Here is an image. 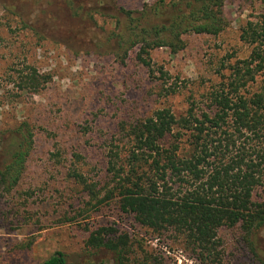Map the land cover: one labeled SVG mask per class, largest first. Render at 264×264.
Returning <instances> with one entry per match:
<instances>
[{
	"label": "rangeland",
	"instance_id": "rangeland-1",
	"mask_svg": "<svg viewBox=\"0 0 264 264\" xmlns=\"http://www.w3.org/2000/svg\"><path fill=\"white\" fill-rule=\"evenodd\" d=\"M156 1L0 0V128L30 121L51 133H37L20 185L10 194L0 191V264H40L58 250L68 255L69 264H114L111 252L85 246L98 224L128 232L134 243L166 257V264H200L182 244L138 224L114 202L85 212L88 197L68 176L77 151L85 157L84 173L102 177L105 141L116 135L121 121L147 117L163 106L184 111L190 94L198 95L219 71H227L223 67L229 55L249 54L240 27L260 10L259 4L226 0L227 28L218 36L187 34L177 53L169 47L154 50V76L131 50L127 63L120 65L116 53L123 54L130 43L116 34L127 38L128 13L137 17ZM27 64L52 78L39 93L19 97L13 74ZM161 67L169 77L158 78ZM160 83L178 92L160 96ZM57 149L62 155L52 156ZM73 217L74 222H66ZM32 236V247L23 246ZM219 236L222 264H264L263 238L261 256H256L239 228H223Z\"/></svg>",
	"mask_w": 264,
	"mask_h": 264
},
{
	"label": "trees",
	"instance_id": "trees-1",
	"mask_svg": "<svg viewBox=\"0 0 264 264\" xmlns=\"http://www.w3.org/2000/svg\"><path fill=\"white\" fill-rule=\"evenodd\" d=\"M256 1L260 10L240 27V40L249 54L243 58L229 55V64L223 67L227 71H219L215 82L198 95L190 94L184 111L163 106L147 117L121 121L116 135L105 141V171L98 179L84 173L83 154L72 153L68 176L88 197L85 212L114 202L138 224L182 244L200 264H222L219 232L223 228H239L254 254L261 256L264 0ZM225 2L158 0L147 4L137 17L129 12L130 34L127 38L124 33L116 35L119 41L129 42L130 49L116 53L117 61L125 65L134 51L135 61L154 76V50L169 47L177 53L185 47V35L218 36L227 28ZM157 71L161 74L158 78L169 77L163 67ZM13 75L19 97L39 93L52 78L30 64ZM159 91L160 96L178 92L173 85L162 83ZM41 131L51 134L30 121L0 128L2 194H10L20 185ZM59 155L61 149L52 153ZM34 241L32 236L23 246L31 248ZM85 246L111 252L114 264H166L162 254L147 250L141 242L134 243L128 232L112 225L98 224ZM40 264H69L68 255L58 250Z\"/></svg>",
	"mask_w": 264,
	"mask_h": 264
}]
</instances>
